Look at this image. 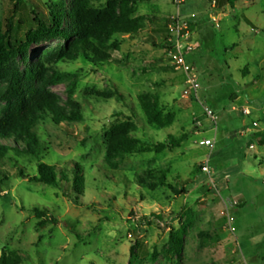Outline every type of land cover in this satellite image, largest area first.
Wrapping results in <instances>:
<instances>
[{
	"label": "rangeland",
	"instance_id": "1",
	"mask_svg": "<svg viewBox=\"0 0 264 264\" xmlns=\"http://www.w3.org/2000/svg\"><path fill=\"white\" fill-rule=\"evenodd\" d=\"M59 1L24 0L16 20L32 9L46 14ZM12 11L9 0H0V21ZM134 13L140 31L116 39L119 48L110 51L109 65L58 61L53 66L64 82L45 88L61 108L68 98L82 107L80 122H40L35 128L42 163L68 175L74 166L81 169L79 205L32 180L37 160L9 154L0 168L7 179L0 185V250L18 251L21 264H264V146L258 143L264 139V0H238L233 8L226 0H145L134 5ZM177 13L199 45L188 61L200 98L218 118L216 130L183 97V76L164 46ZM64 45L61 39L33 45L27 60L17 58L12 68L23 72L36 54ZM6 87L0 81V95ZM115 91L123 100L92 96ZM140 94L160 100L172 119L169 127L146 123L135 106ZM5 105L0 100V109ZM245 108L250 116L241 114ZM132 115L134 135L145 145L165 144L168 135L188 139L180 148L125 157L110 166L104 161L106 134ZM207 139L213 147L203 146ZM207 159L216 190L201 170ZM148 169L165 172L176 193L139 181ZM34 208L47 210L56 224L39 227ZM182 230L177 254L171 233Z\"/></svg>",
	"mask_w": 264,
	"mask_h": 264
},
{
	"label": "trees",
	"instance_id": "2",
	"mask_svg": "<svg viewBox=\"0 0 264 264\" xmlns=\"http://www.w3.org/2000/svg\"><path fill=\"white\" fill-rule=\"evenodd\" d=\"M143 1L145 0H105L101 6L96 7L94 0H60L55 6H49L46 14L32 9L25 19L16 20V16L22 14L24 0H9L13 6L12 14L5 23L0 21V81L7 82L5 91L0 95V100L6 104L0 109V168L9 154L35 159L38 161L37 177L32 180L59 189L66 197L73 199L75 205H79L84 188L81 169L74 166L68 175L58 173L54 167L42 163L43 149L35 128L40 122L56 126H60L63 121L80 122L82 107L68 98L66 109L61 108L57 97L45 88L64 82V77L53 66L58 61L73 62L82 59L93 66L109 65L112 61L110 51H117L119 48L116 39L138 35L140 20L135 16L134 5ZM237 1L226 0V3L233 8ZM59 39L65 42L64 46L36 54L25 71L18 72L12 68L17 58L27 60L31 46ZM165 43L164 46L169 51L167 37ZM39 85L43 87L40 88ZM92 96L97 99L117 96L123 100L117 91L107 94L94 92ZM135 106L148 125L165 129L172 124V119L164 113L161 102L156 97L137 95ZM134 115L111 127L106 134L104 161L110 166H115V161L125 157L160 154L166 149L180 148L188 139L185 134L178 138L168 135L165 144L145 145L134 135L137 131ZM198 170L200 171V167L194 174ZM19 175L24 176L21 170ZM137 178L142 183L152 184L154 188H166L176 193L163 171L148 169L144 176ZM6 181V177L0 172V185ZM33 211L39 220V227L56 224V219L47 210L34 208ZM183 235L184 230L171 233V248L177 254L182 246ZM21 262L18 251L0 250V264Z\"/></svg>",
	"mask_w": 264,
	"mask_h": 264
},
{
	"label": "built area",
	"instance_id": "3",
	"mask_svg": "<svg viewBox=\"0 0 264 264\" xmlns=\"http://www.w3.org/2000/svg\"><path fill=\"white\" fill-rule=\"evenodd\" d=\"M167 30L169 57L171 59L172 67L176 72L183 76V97L191 99L199 107L203 115L211 122V124H213L214 130H216L218 118L207 103L200 98V85L193 73V67L188 61L189 55L196 51L199 48V45L191 40V36L187 32V24L185 20L181 18L179 13L175 14L171 18V22ZM232 110H235V108L233 107ZM241 114L243 116H250L251 113L247 108H245L241 110ZM251 126L253 129L259 128L257 122H253ZM202 144L205 147H213L214 141L207 139L203 141ZM201 170L206 177L207 183L213 190H216L215 182L210 174L208 159L204 162Z\"/></svg>",
	"mask_w": 264,
	"mask_h": 264
},
{
	"label": "crops",
	"instance_id": "4",
	"mask_svg": "<svg viewBox=\"0 0 264 264\" xmlns=\"http://www.w3.org/2000/svg\"><path fill=\"white\" fill-rule=\"evenodd\" d=\"M258 143H259L260 145L264 146V139H263V137H260V138H259Z\"/></svg>",
	"mask_w": 264,
	"mask_h": 264
}]
</instances>
